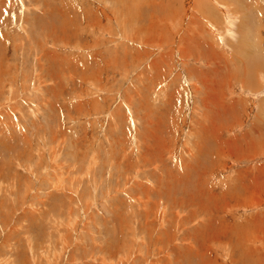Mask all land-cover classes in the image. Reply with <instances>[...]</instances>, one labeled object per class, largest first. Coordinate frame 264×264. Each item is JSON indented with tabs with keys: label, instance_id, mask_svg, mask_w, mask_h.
<instances>
[{
	"label": "rangeland",
	"instance_id": "1",
	"mask_svg": "<svg viewBox=\"0 0 264 264\" xmlns=\"http://www.w3.org/2000/svg\"><path fill=\"white\" fill-rule=\"evenodd\" d=\"M263 42L264 0H0V264H264Z\"/></svg>",
	"mask_w": 264,
	"mask_h": 264
},
{
	"label": "bare ground",
	"instance_id": "2",
	"mask_svg": "<svg viewBox=\"0 0 264 264\" xmlns=\"http://www.w3.org/2000/svg\"><path fill=\"white\" fill-rule=\"evenodd\" d=\"M186 1V0H185ZM174 9V8H173ZM230 19V18H229ZM230 21V20H229ZM229 23H231V22H229ZM219 33V32H218ZM261 34V33H260ZM264 43V42H263ZM264 46V45H263ZM215 90V89H214ZM249 240V239H248Z\"/></svg>",
	"mask_w": 264,
	"mask_h": 264
}]
</instances>
